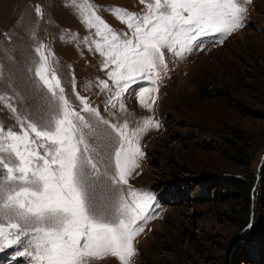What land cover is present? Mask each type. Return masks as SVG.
I'll return each mask as SVG.
<instances>
[{
  "label": "rangeland",
  "instance_id": "374dc122",
  "mask_svg": "<svg viewBox=\"0 0 264 264\" xmlns=\"http://www.w3.org/2000/svg\"><path fill=\"white\" fill-rule=\"evenodd\" d=\"M88 2L121 37L130 30L109 9L145 8L140 0ZM237 3L242 26L202 36L180 56L178 48L162 49L155 83L140 79L117 97L109 76L115 66L105 67L96 51L82 0H0V125L19 131L43 124L59 112L61 95L83 117L87 155L99 170L88 178L95 208L115 219L121 194L132 207L131 190L153 198L137 220L143 230L128 264H264V0ZM42 56L48 78L54 72L60 82L55 96L36 75ZM112 126H126L130 138L137 133L143 153L130 157L127 184L112 183L121 143ZM242 143L245 155L236 152ZM238 180L247 185L248 204L232 187ZM13 222L20 223L13 213H0V225ZM30 240L21 236L0 251V264H31ZM89 264L121 261L105 254Z\"/></svg>",
  "mask_w": 264,
  "mask_h": 264
},
{
  "label": "snow or ice",
  "instance_id": "6c2138e0",
  "mask_svg": "<svg viewBox=\"0 0 264 264\" xmlns=\"http://www.w3.org/2000/svg\"><path fill=\"white\" fill-rule=\"evenodd\" d=\"M140 2L145 5L142 13L109 9L130 30V36L121 37L96 14L94 5L82 0L84 23L95 28L99 38L93 40L95 49L105 57V67L115 66L109 76L119 86L117 97L140 79H152L155 83L154 70L158 64L164 65L162 49L178 48L175 54L180 56L191 51L202 36H223L242 26L240 13L244 9L237 0ZM37 51L42 52V46ZM48 71L47 58L42 56L36 75L55 96L54 89L60 88V82L54 72L49 79ZM59 100V112L43 124L28 122L19 131L5 130L0 125V213H13L20 221L6 227L0 225V251L19 243L21 236L31 234L32 251L27 253L32 257L31 264H89L90 259L105 254L128 264V257L135 251L132 240L143 230L137 220L145 219L153 198L131 190L128 196L135 205L132 207L121 194L115 219L95 208L88 194V178L99 170L87 155L90 146L81 132L88 125L62 95ZM84 111L94 110L85 104ZM149 123L146 121L145 125ZM112 127L121 138L115 152L116 175L112 183L127 184L130 157L143 153L134 143L137 133L130 138L126 126ZM143 130L146 129L138 131Z\"/></svg>",
  "mask_w": 264,
  "mask_h": 264
},
{
  "label": "trees",
  "instance_id": "16d2710c",
  "mask_svg": "<svg viewBox=\"0 0 264 264\" xmlns=\"http://www.w3.org/2000/svg\"><path fill=\"white\" fill-rule=\"evenodd\" d=\"M246 145H247L246 143L240 144V146H238V148H237L238 150L236 152L239 153L240 155H245L247 152V146ZM234 150H236L235 147H234ZM232 187L237 188L236 189L237 191H241V189H242L241 192H238L237 196H238V198L240 197V200H242L243 202L248 204L249 203L248 202V194H246V190H248V188H247L246 183L245 182L241 183V181H239V180L234 181L232 183Z\"/></svg>",
  "mask_w": 264,
  "mask_h": 264
}]
</instances>
